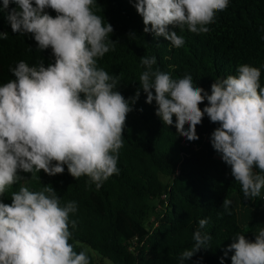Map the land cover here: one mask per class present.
<instances>
[{"label": "clouds", "instance_id": "clouds-1", "mask_svg": "<svg viewBox=\"0 0 264 264\" xmlns=\"http://www.w3.org/2000/svg\"><path fill=\"white\" fill-rule=\"evenodd\" d=\"M143 19L145 33L163 37L175 48L185 39L181 31L201 34L210 31L218 12L229 0H129ZM17 7L6 17L12 32L31 34L39 51L52 50V62L29 66L24 60L10 67L13 79L0 86V196L22 178L19 172L49 176L68 173L76 180L89 177L86 184L100 189L103 182L118 174L119 150L127 114L139 99L157 105L155 114L164 125H173L188 141L199 139L196 128L205 115L217 127L210 142L221 159L231 167V175L241 185L245 200L261 195L264 189V87L260 68L242 64L238 75L216 79L211 94L194 86L191 75L173 79L170 73L153 71L155 56L142 57L145 71L134 97L125 99L117 91L119 78L97 66V60L113 51L109 38L114 29L95 14L94 0H3ZM52 9L56 16L45 10ZM149 25L151 27H149ZM130 35H134L131 33ZM0 33V39H7ZM154 90V93H153ZM207 100L201 110L199 105ZM143 111V109H140ZM185 125L188 128L185 129ZM259 169V172L255 171ZM232 200L222 207L231 215ZM77 204L61 206L52 186L40 191L20 187L11 194V204L0 201V264H90L84 251L77 253L69 243L76 222L70 214ZM195 241L180 257L191 259L211 240L202 232L208 218L199 220ZM231 264H264V228L255 240L237 234L225 250L233 252ZM223 264V258H221Z\"/></svg>", "mask_w": 264, "mask_h": 264}, {"label": "trees", "instance_id": "trees-1", "mask_svg": "<svg viewBox=\"0 0 264 264\" xmlns=\"http://www.w3.org/2000/svg\"><path fill=\"white\" fill-rule=\"evenodd\" d=\"M94 3L95 14L113 26L109 38L116 42L113 51L97 60V66L119 78L117 91L125 99L134 97L140 87L139 77L145 71L141 58L145 56L156 57L153 71L170 73L173 79L191 75L194 86L209 94L216 79L238 75L237 67L242 64L260 68L264 87V0H229L227 9L207 25L208 33L195 34L187 26L181 31L169 25V31L185 39L180 48L145 33L143 19L129 0ZM16 7L10 3L8 10L0 11V33L8 34L7 39H0V86L14 78L9 68L21 60L29 66L42 60L47 66L53 60L51 48L39 51L31 34L12 32L6 17ZM45 11L56 16L50 8ZM140 91L126 117L119 173L100 189L86 184L87 176L73 178L65 165L64 173L56 176L43 170L35 175L19 172L22 179L0 201L11 204V194L20 187L40 191L45 185L56 190L61 206L75 201L77 212L69 219L76 226L69 225V243L77 253L84 251L90 264H104L101 258L112 264H181V254L195 243L193 233L199 220L208 218L207 226L200 229L212 237L207 249L183 264H221V258L223 264H231L234 251L225 256V250L233 238L244 234L254 242L264 228V189L259 197L244 199L231 167L211 145V134L219 125L207 115L197 125L199 139L188 141L177 134L176 117L173 125H164L155 114V101L147 104L146 94ZM207 104L205 100L199 107L203 110ZM225 198L232 200L231 215L222 207Z\"/></svg>", "mask_w": 264, "mask_h": 264}, {"label": "rangeland", "instance_id": "rangeland-1", "mask_svg": "<svg viewBox=\"0 0 264 264\" xmlns=\"http://www.w3.org/2000/svg\"><path fill=\"white\" fill-rule=\"evenodd\" d=\"M261 191H263V189H262ZM84 248H85V250H86L87 252L93 254V252L90 250V248H88V247H86V246H85ZM101 259H102V261H103L104 264H112L109 260H107V259H105V258H101Z\"/></svg>", "mask_w": 264, "mask_h": 264}]
</instances>
